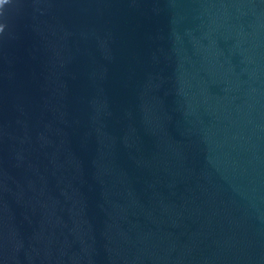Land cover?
I'll use <instances>...</instances> for the list:
<instances>
[{"label": "water", "instance_id": "water-1", "mask_svg": "<svg viewBox=\"0 0 264 264\" xmlns=\"http://www.w3.org/2000/svg\"><path fill=\"white\" fill-rule=\"evenodd\" d=\"M0 264H264V0L0 7Z\"/></svg>", "mask_w": 264, "mask_h": 264}, {"label": "clouds", "instance_id": "clouds-1", "mask_svg": "<svg viewBox=\"0 0 264 264\" xmlns=\"http://www.w3.org/2000/svg\"><path fill=\"white\" fill-rule=\"evenodd\" d=\"M10 0H0V7H3L6 4H9ZM6 24H0V33H3L5 30Z\"/></svg>", "mask_w": 264, "mask_h": 264}]
</instances>
